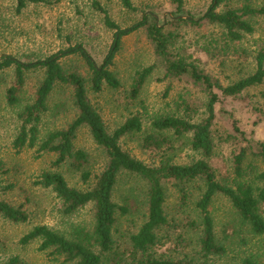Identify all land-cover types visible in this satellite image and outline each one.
I'll use <instances>...</instances> for the list:
<instances>
[{
	"label": "rangeland",
	"instance_id": "rangeland-1",
	"mask_svg": "<svg viewBox=\"0 0 264 264\" xmlns=\"http://www.w3.org/2000/svg\"><path fill=\"white\" fill-rule=\"evenodd\" d=\"M47 1L48 5H29L19 13L17 0H0V59L10 56L21 63L30 64L82 45L93 57L96 67L100 68L114 40V32L105 26L104 16L93 9L91 0ZM98 1L123 29L153 12L159 25L176 36L172 51L186 54L224 87L252 75L255 71L254 56L264 50V18L253 19V35L247 36L237 47L225 49L217 26L205 23L199 28H192L172 23L173 19L169 17L175 10L169 0H131L135 10L126 9L122 0ZM183 1L185 12L200 15L212 0ZM247 1L257 4L263 0H225L219 11L241 7ZM61 65L65 71H77L89 80V100L102 116L110 134L132 117L141 119L143 130L126 134L120 140L123 151L133 158L149 166L158 165L164 153L179 165L191 164L202 158L191 148V135L177 138L169 133L170 142L161 149L145 143V138L153 131L152 122L156 118L174 115L198 123L208 116V99L202 87L190 79L166 77L165 68L157 63L146 29L122 40L111 67L120 82L116 89L104 86L102 92H93L90 82L92 72L80 57L64 59ZM154 65L152 73L135 95L139 74ZM15 73V67L0 71V195L3 200L28 211L32 225H16L0 217V264H10L17 257V264H64L63 260L55 261L53 257L40 253L35 244L23 247L21 238L35 225H47L68 237L75 227L92 230L94 206L88 205L68 215L64 212L62 201L50 189L35 185V181L45 172H58L70 187L86 190L95 184L96 176L104 170L108 159L87 127L78 131L74 141L75 149L88 156V162L81 170L75 168L72 160L57 165L55 154L39 156L37 146L19 150L15 146L22 127L19 116L27 105L35 102L38 88L45 78V69L25 72L20 102L10 105L7 90L15 81ZM188 106L190 110L186 109ZM77 114L72 88L58 87L50 99L48 113L38 126L39 139H46L50 133L67 128ZM234 122L248 138L264 142V82L247 89L238 97H223L217 106L213 125L216 149L209 162L223 184L232 181L234 157L247 145L235 132ZM85 172L92 174L90 182L83 180L82 174ZM164 186L169 223L158 234L161 241L155 248L156 253L168 260L203 263L205 259L201 252V229L196 209V202L202 194L200 185L183 186L189 194L186 204L182 202L181 190L174 182L164 183ZM145 191L144 181L126 173L116 187L114 200L124 210L118 211V246L116 255L111 257H115L114 264L118 259H131L130 236L136 234L146 221ZM211 213L218 237L229 247L227 256L212 257V263L235 264L239 257L246 254H263L261 239L255 238L247 230L238 233L241 220L226 197L217 195L214 198ZM243 239L247 240L246 246L242 245ZM257 260L259 264H264V256H259Z\"/></svg>",
	"mask_w": 264,
	"mask_h": 264
},
{
	"label": "trees",
	"instance_id": "trees-1",
	"mask_svg": "<svg viewBox=\"0 0 264 264\" xmlns=\"http://www.w3.org/2000/svg\"><path fill=\"white\" fill-rule=\"evenodd\" d=\"M95 11L104 16L105 26L114 32V40L100 68L96 67L93 57L82 45L62 50L45 60L24 64L13 57L0 59V71L15 67V81L7 90L10 105L20 102V93L25 85V72L32 69H45V78L37 91L34 103L27 105L21 113V132L15 146L38 147V154H55L57 165L72 160L76 169L81 170L88 162L86 153L75 149L74 141L78 131L87 127L96 145L100 147L108 159L104 170L96 176V182L86 190H78L69 186L61 173L45 172L38 177L35 185L50 189L62 201L64 212L71 215L78 210L93 205L94 226L87 230L75 227L68 237L54 231L47 225H35L25 234L20 243L23 247L37 245L40 253L53 257L55 261L63 260L64 264H114L111 258L116 255L118 240L116 238L118 211L122 209L114 200L116 187L122 175L130 174L145 182V204L147 207L146 221L136 234L130 236L133 254L130 260L118 259L116 264H214L212 257L227 256L229 247L220 239L215 231V221L211 206L217 195L226 197L240 218L238 233L248 231L261 244L262 255L239 257L235 264H259L257 258L264 256V142L248 138L234 122L235 132L247 143L240 153L234 157L233 179L223 184L217 177L209 159L214 156L216 144L213 125L216 119L217 106L223 97H238L247 89L264 82V50L254 56L255 71L252 75L242 78L234 84L224 87L206 74L195 61L186 54L174 53L172 47L176 36L168 32L158 23L154 13L144 15L141 21L128 28H121L111 18L109 11L98 0H91ZM174 6L170 19L172 23L184 24L199 28L207 23L217 26L224 41L225 49L241 44L247 36L255 32L253 19L264 18V0L261 3L244 2L241 7L219 11L225 0H212L207 10L194 15L185 12L183 0H169ZM48 5L47 0H17V12L22 13L29 5ZM126 9L135 10L131 0H122ZM146 29L148 39L154 49L157 63L165 68L166 77L190 79L200 85L208 99L206 109L208 116L194 123L186 117L167 115L153 120V131L145 138V143L161 149L170 142L169 133L177 138L191 135L190 145L193 151L202 158L191 164L179 165L173 158L163 154L156 166H149L133 158L123 151L120 140L126 134L143 130L142 121L138 116L132 117L113 134L107 131L100 113L94 108L88 97L89 80L77 71L67 72L61 61L70 57H80L92 72L90 79L95 93L103 91L104 86L118 88L120 82L111 71L114 60L119 52L122 40L131 34ZM156 65L139 74V86L134 88L138 94L139 87L152 73ZM58 87H70L78 114L75 120L65 129L50 133L46 139L40 140L38 126L44 115L49 111V102ZM186 103V102H184ZM187 110L189 106L186 107ZM91 173L85 172L82 178L90 182ZM174 182L181 190L182 202L189 199L187 189L183 186L200 185L202 194L196 202L197 218L201 229V252L205 261H173L164 259L156 253L160 243L158 234L169 223L165 211L167 191L164 183ZM126 211V210H125ZM196 211V212H197ZM0 217L16 225H32L31 216L23 207L12 205L0 195ZM254 238V239H255ZM229 239V238H226ZM247 245V240L242 241ZM116 248V249H115ZM111 258V259H110ZM18 257L10 264H17ZM228 264V263H227Z\"/></svg>",
	"mask_w": 264,
	"mask_h": 264
}]
</instances>
